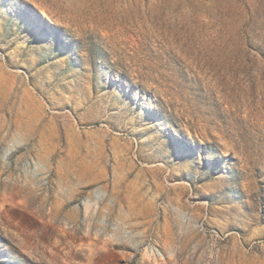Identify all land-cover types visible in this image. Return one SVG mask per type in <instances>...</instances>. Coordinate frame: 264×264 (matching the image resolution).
Instances as JSON below:
<instances>
[{
  "label": "rangeland",
  "instance_id": "obj_1",
  "mask_svg": "<svg viewBox=\"0 0 264 264\" xmlns=\"http://www.w3.org/2000/svg\"><path fill=\"white\" fill-rule=\"evenodd\" d=\"M0 264H264V0H0Z\"/></svg>",
  "mask_w": 264,
  "mask_h": 264
},
{
  "label": "bare ground",
  "instance_id": "obj_2",
  "mask_svg": "<svg viewBox=\"0 0 264 264\" xmlns=\"http://www.w3.org/2000/svg\"><path fill=\"white\" fill-rule=\"evenodd\" d=\"M50 18V17H49ZM48 19V18H47Z\"/></svg>",
  "mask_w": 264,
  "mask_h": 264
}]
</instances>
